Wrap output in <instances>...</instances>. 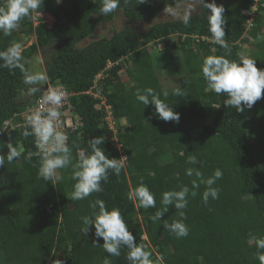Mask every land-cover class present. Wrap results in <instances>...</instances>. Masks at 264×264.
I'll return each mask as SVG.
<instances>
[{
    "label": "trees",
    "instance_id": "1",
    "mask_svg": "<svg viewBox=\"0 0 264 264\" xmlns=\"http://www.w3.org/2000/svg\"><path fill=\"white\" fill-rule=\"evenodd\" d=\"M184 1L147 0L141 4V0H120L115 12L102 15V0H44L11 35L0 33V50L35 36L36 42L22 50V57L29 61L42 50L48 80L41 85L52 82L79 93L72 100L80 123L67 143L73 163L81 149L90 154L88 140L101 135L109 158L125 156L120 174L109 170L107 181L101 182L103 191L83 200L71 198L75 183L71 166L60 170L63 179L54 185L43 181L35 137H25L24 128L6 127L8 121H25L23 112L42 93L24 102L27 95L21 93L28 86L20 68L0 67V155H7L10 140L21 152L17 160H5L0 166V264H52L55 259L64 264H104L108 254L102 238L100 246H93L94 228L88 236L81 233L80 218L91 214L90 205L97 198L109 210L120 209L137 243L146 246L157 264H260L255 242L249 245L248 240L250 233L264 236V98L240 113L224 106L223 94L207 89L201 72L203 57L226 55V50L215 41L194 39V35L211 38L206 19L210 13L203 5L187 25L182 20L152 24L166 7L171 9ZM217 5L225 8V40L231 49L228 58L239 60L243 44H252L255 50L249 57L264 69V0L257 4L250 29L247 23L251 16L244 11L253 10L254 0H220ZM40 13L53 16L54 25L49 27L37 16ZM118 16L128 25L110 38L84 44L99 25ZM144 21L151 26L136 30L133 24ZM172 34L187 38L174 40ZM157 40H163L176 65L180 84L174 89L165 90L159 82L153 50L147 47ZM125 56L129 59L109 71L103 90L114 120L127 121L115 135L106 121L107 114L97 110V101L83 93L109 61ZM25 67L30 66L26 63ZM124 71L128 82L123 81ZM144 88H152L161 99L167 92L166 102L180 114L179 123L148 119L153 106L144 109L135 97L136 90ZM177 88L182 95L173 94ZM189 157H195L196 163H188ZM217 168L223 173L213 185L219 189V198H209L205 205L202 194L206 186L192 189V181L197 179L196 171L207 179ZM188 169L193 171L191 176L186 174ZM141 179L155 194L156 208L145 209L129 199L130 190ZM182 185L190 189L188 206L183 210L189 234L176 238L164 229L163 221L153 222L150 216L163 209V192L178 191ZM179 218L170 206L162 220L172 223ZM127 251L122 247L119 257H109L110 264H127Z\"/></svg>",
    "mask_w": 264,
    "mask_h": 264
},
{
    "label": "clouds",
    "instance_id": "2",
    "mask_svg": "<svg viewBox=\"0 0 264 264\" xmlns=\"http://www.w3.org/2000/svg\"><path fill=\"white\" fill-rule=\"evenodd\" d=\"M43 2L44 0H0V33L5 36L11 35L14 30L18 29L20 21L39 9ZM56 2L60 3L61 0H56ZM146 2L147 0H141V4ZM200 2L210 13L206 15V19L211 39L226 50V55L203 57L201 72L207 89L218 95L223 94L226 97L224 106L234 108L237 112L242 113L245 107L251 109L257 101L264 98V69H259L256 66V59L243 54L240 55L239 60L228 58L231 49L225 40V25L227 23L224 15L225 8L223 5H217L215 0H212L211 3H205V0H200ZM119 6L120 0H102L100 13L102 15L111 14ZM164 11L171 12L172 9L166 7ZM178 18L187 25L191 15L186 13ZM34 59L37 63L39 62L38 57ZM0 62H2L0 67L20 68L23 74V83L28 86L27 91L21 93L22 96L42 93L40 97L41 107L48 106L43 113L37 108L27 116L26 123L31 130H25L23 133L25 137H35L36 147L40 150L37 155L42 153L39 176L43 181H50L54 185L63 179L60 170L71 166V179L75 181L71 194L72 200H83L92 193L102 192L101 182L107 181L109 170L117 176L120 174L123 158H109L105 154V149L102 147L105 137L101 135L88 140L91 149L90 154H86L85 150L81 149L78 159L73 163L72 150L66 143L68 136L57 131V121L63 115L58 109L66 97L63 86L49 85L47 88H42L40 85L48 80L47 74L43 71H36L33 67H25V64L29 62L23 60L20 43L12 42L6 49L0 50ZM173 94L179 96L182 95V92L177 88ZM167 96L168 93L165 92L164 99H161L160 94L152 88L137 89L135 92L136 100L144 105V109L149 105L154 108L148 119L155 118L164 122L179 123L180 114L171 107V104L166 102ZM7 149L6 156L0 155V166L4 165L5 160L12 163L21 155L11 140L7 143ZM188 163H196V158L189 157ZM186 174L191 176L193 174L192 169H188ZM195 175L197 179L192 181V189H198L200 184L206 186L202 194L204 204H208L209 198L218 199L219 189L213 185L222 178V171L217 168L213 175L207 179L199 171H196ZM189 193L190 189L187 185H182L178 191L163 192L160 201L163 209H157L150 216V219L153 222L163 221L164 229L175 235L176 238L187 237L189 229L184 223L186 216L183 210L188 206ZM191 195L195 196L196 192L191 191ZM128 196L134 203L138 202L142 208H156L155 194L144 184L142 179L133 190H130ZM170 206L175 207L180 217L173 220L172 223L162 220ZM90 207L93 209L91 214L80 218L83 225L81 233L88 236L94 228L93 246H100L99 240L102 238V247L108 254L104 258V264H110L109 257H119L122 247H126L128 250L127 264H157V261L152 259L151 252L145 250L146 246L143 243H137L119 208L109 210L105 202L99 198ZM253 242L256 246L255 257L260 264H264V236L257 237L250 233L248 243L251 245ZM52 264H64V262L55 259Z\"/></svg>",
    "mask_w": 264,
    "mask_h": 264
},
{
    "label": "rangeland",
    "instance_id": "3",
    "mask_svg": "<svg viewBox=\"0 0 264 264\" xmlns=\"http://www.w3.org/2000/svg\"><path fill=\"white\" fill-rule=\"evenodd\" d=\"M212 0H205V3H211ZM215 2L218 4L220 0H215ZM202 3L200 0H185L182 3H179L178 5L172 7L171 12H164L161 15H159L155 21L152 22L154 24L155 22H167V21H176V20H181L178 17L190 13V15H193L195 13H199L202 9ZM175 13V15H173ZM37 16L42 17L44 19V22L49 26L52 27L55 23V18L51 16L48 13H41L38 14ZM38 24V22L35 23V25ZM125 24L128 25V22L125 21L124 18L121 16L116 17L114 21L109 22V23H103L99 25L94 33L88 41L84 42V44H87L91 41L101 39V38H110L112 35L115 33V31H119L120 29H123L125 27ZM134 27H136V30H147L149 26H151L150 23L148 22H139L136 24H133ZM252 26L248 24V29H250ZM34 42H36V37L31 36L30 38H26L22 43V50L28 48L30 45H32ZM255 50V46L250 44L242 47V54L249 57L250 52ZM38 57L39 62L37 63L34 58ZM153 60H154V67L156 71L158 72V78L161 86L165 88V90L168 89H174L178 87L180 84V78L179 76H176L175 70H176V65L172 61V55L170 54V51L168 49L164 50H153L152 54ZM29 66L33 67L34 70L36 71H43L45 72L46 70V64L44 60V53L42 50L38 53V55L34 56L31 58L29 61ZM177 73V72H176ZM123 81L128 82V77L125 73V71L122 73ZM30 96H25L23 98V101H27ZM113 125V123H112ZM124 125H127L126 119H121L119 122L115 121L114 124V130L115 132H119ZM121 128V129H120Z\"/></svg>",
    "mask_w": 264,
    "mask_h": 264
},
{
    "label": "built area",
    "instance_id": "4",
    "mask_svg": "<svg viewBox=\"0 0 264 264\" xmlns=\"http://www.w3.org/2000/svg\"><path fill=\"white\" fill-rule=\"evenodd\" d=\"M258 2H260V0H254V6H253L252 11H244L245 14L251 16V20L248 21L247 26H248V24L250 26H253V19L255 18V12L258 9V6H257ZM179 37H182L183 40H185L187 38L186 35H180V34H172L170 36V38L174 39V40L178 39ZM193 37L197 41L204 40V41H208V42H214V40L211 39L210 37H200L198 35H194ZM164 46L165 45H164L163 40L153 41L147 45L148 48L153 49V50H159V51L163 50ZM128 59H129V56H125L120 61L109 62L107 64L105 70H103L102 72H100L99 74H97L95 76L92 87L88 91L83 93V94H86V95L93 97L97 101L95 108L97 110L104 111L107 114L106 121L108 122L110 129L112 131H114L115 135H117L118 131L115 132V130H114L115 120L113 117L112 109H111V106H109L107 104L106 98L103 94L104 84H105V80L109 76L110 69H112L115 66L120 65V63H122ZM49 85L56 86L53 83H51ZM63 90L66 92V97L58 109L59 111H61L63 113V115L57 121V131H61V132L65 133L69 138V135L71 133L77 131L78 125L80 123L79 117H78L77 113L75 112V109H74L75 107H74V103L72 100L79 93L74 92V91H70L67 88H65L64 86H63ZM41 95L36 99V101L32 105H29L26 108V110L23 112V117L25 118V121H23V122L8 121V122H6V127L11 128L12 130H14L16 128H24L25 130H31L29 125H27V123H26L27 116L32 114V111L34 109L39 108L41 110V112L43 113L45 111V109L48 107L47 105H45L44 107H41V104H40ZM112 123H113V125H112ZM66 143H68V140ZM39 152H40V150L38 149L37 153H39ZM121 155H123L122 150H121ZM39 156H42V153ZM122 158H123L122 162H124L125 156L124 157L122 156Z\"/></svg>",
    "mask_w": 264,
    "mask_h": 264
},
{
    "label": "water",
    "instance_id": "5",
    "mask_svg": "<svg viewBox=\"0 0 264 264\" xmlns=\"http://www.w3.org/2000/svg\"><path fill=\"white\" fill-rule=\"evenodd\" d=\"M52 82H47L44 86H42V88H47L49 86V84H51Z\"/></svg>",
    "mask_w": 264,
    "mask_h": 264
},
{
    "label": "flooded vegetation",
    "instance_id": "6",
    "mask_svg": "<svg viewBox=\"0 0 264 264\" xmlns=\"http://www.w3.org/2000/svg\"><path fill=\"white\" fill-rule=\"evenodd\" d=\"M42 86V85H41Z\"/></svg>",
    "mask_w": 264,
    "mask_h": 264
}]
</instances>
